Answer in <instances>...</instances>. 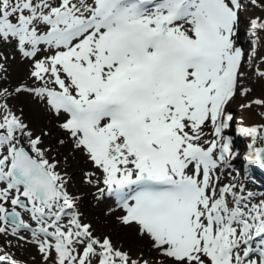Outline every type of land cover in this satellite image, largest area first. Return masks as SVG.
I'll return each instance as SVG.
<instances>
[{"label": "bare ground", "instance_id": "6f19581e", "mask_svg": "<svg viewBox=\"0 0 264 264\" xmlns=\"http://www.w3.org/2000/svg\"><path fill=\"white\" fill-rule=\"evenodd\" d=\"M35 1L34 9H38L39 17H54L55 23L60 25L70 18L71 12H81L74 21L67 23V27L64 25L61 27L63 29L55 30L58 32L53 31L45 38L28 37L25 39L27 45H24V36L20 31L28 29V26L31 28L29 24L33 25L34 21L20 20L16 25L9 26L10 35L7 41H2L1 46L4 50V54L0 53L2 86L6 87L20 73L27 79L35 78L41 82L17 83V87L23 88L22 85H31L34 95L47 100L43 107L36 108L38 110L29 130L17 124L20 131L18 140L26 146L25 151L29 155L40 159L42 166L58 178L56 187L58 190L61 187V199L68 205L58 212L51 208L46 215L41 210L44 206L32 204L23 210L26 218L38 223L28 230V234L40 238L39 245L48 247L52 253L48 256L50 259L39 255L37 264H86L84 261L90 264V260L97 264H100L99 261H110V264H153L140 258L148 254L130 255L131 249L120 250L112 243L111 236L107 237L110 241L99 237L92 222L86 224L81 221L80 214L76 215L72 208L74 197L80 203H86L88 213L96 223L99 220L113 225L110 228L121 229L120 234L125 230L131 231V240L144 243L150 249L159 250V245L169 243V239H174L175 243L181 241L185 245L184 251L176 252L178 248L164 246L163 251L169 259L164 260V264L180 263L186 253L193 251L194 242L188 235L193 230V237L200 242L205 235L208 236L202 248L207 247L210 252L214 251L217 237L222 238L224 244L231 239L238 241L236 252H242L248 245L242 241L244 231L259 228L256 225L264 219V212L254 216L251 214L256 199L249 193L240 201L229 199L233 207L231 213L244 217V226L210 220L207 211L210 209L211 213H217V210L209 206L208 201L211 198L212 202L215 201L219 195L228 196V190L221 193L216 186L221 175L218 163L208 165L196 157L198 147H204L206 151L212 147L211 126L215 119L219 121V102L229 91L228 80L216 84L213 75L224 68L226 61L240 62L245 54L246 48H242L245 43L234 35L233 26L234 14L240 21L242 4L234 10L232 4L236 0H230V3L227 0H196L191 9L178 16L169 13L168 6L148 8L143 16L133 21L134 28L141 33L134 44L131 37L121 39L126 35L128 22L132 21L126 14L116 23L105 26L91 27L85 22L86 15L91 17L89 19H95L99 13L106 14L109 7L106 8L102 0ZM113 11L116 12V9ZM191 11L193 15L185 18ZM159 21L168 25L161 45L148 42L158 31ZM57 33H60L59 37ZM171 44L177 47L176 59L179 55L181 58L175 63L160 55L163 48L169 52L172 47L168 46ZM66 79L67 83L80 86V93L71 94L70 91L61 90L60 86L65 85ZM108 97L116 99L108 100L113 103L111 110L99 105L101 99ZM65 100L68 108L81 104L77 109L79 118L72 117L65 110ZM48 128L54 129L52 133ZM62 129L66 130L63 138L59 136ZM31 131H36V134L31 135ZM156 136L169 141V148L164 152L160 149V156L151 146ZM56 141L61 147H57ZM50 146L72 160L73 165L68 166L72 171L69 169L70 173L67 169V176H58V167L43 152ZM146 149L149 150L148 154H144ZM166 155L174 168L179 167V181L175 189L161 193L144 189L143 180L137 179L138 174H144L150 167L161 174L165 172L158 157L166 160ZM4 157L11 161V155ZM153 157H156L155 162ZM138 163L142 164L140 173L137 171ZM213 178L218 180L212 182ZM229 180L228 173L227 184ZM77 186H80L79 190L75 189ZM12 187H1L2 196L19 194V186L16 190ZM244 202L247 208L241 206ZM218 224L223 226L220 228ZM104 226L108 228L106 224L100 227ZM186 228L187 234L184 233ZM64 234L70 235L73 242L63 245L65 255L56 246ZM252 237L256 238V235ZM79 243L81 252L78 253L81 254L75 256L77 258L73 263L71 254L77 250ZM58 252L64 256L58 257ZM229 255L227 253L222 258L213 252L211 256L203 255L202 259L206 264H223ZM0 259L5 257L0 256ZM261 260L264 262V251L259 255L239 256L237 263L260 264ZM5 261L7 264L16 263L9 259Z\"/></svg>", "mask_w": 264, "mask_h": 264}, {"label": "rangeland", "instance_id": "374dc122", "mask_svg": "<svg viewBox=\"0 0 264 264\" xmlns=\"http://www.w3.org/2000/svg\"><path fill=\"white\" fill-rule=\"evenodd\" d=\"M240 1L242 4V6H241L242 9L240 10V21L234 22V24H233L234 32H235L234 35L237 36L241 42L245 43V45L242 46V48H246V50H245V54L243 55L244 60L239 67V69H241V70L238 71V75H237L238 76L237 80L239 82L237 81L236 85L231 88L230 97H229V104L227 105L226 111L225 110L222 111L223 113L227 112L231 115V123H230V127L228 129H229V132H232L234 134V140L232 143V147H233V149H235V155L233 157H231L229 161L232 163L231 165L233 166V170H230L228 168L223 169L222 166H219V165H221V163H218V168L221 169V171H220L221 175L219 177L220 181L218 180V178L211 179L212 182L213 181L215 182V180H218V182H216V186H218L219 188L222 185L230 186V187L232 186L231 192H233V194H234V195L232 194L233 195L232 198L235 196V193L238 194L240 192L241 193L245 192L244 190L241 189L242 184H241L240 178L234 179L236 177L234 172L235 171H236V173L239 172L240 168H242V170L249 171L250 170L249 168L251 167V165L255 170L258 169V166L252 160V156H253V154L255 155V152H256L255 149L259 145V143H261V142L258 139L257 135H254L250 132V125L253 123H257L259 126L264 124V0H240ZM226 2L230 3V0H227ZM235 2H238V1L236 0ZM35 4H36L35 0H0V25L2 26V27L0 26V49H1L0 53L1 54H4V50L1 48L2 43L4 41H7L8 35H10V34H8L9 26L16 25L20 20L30 19V23H31V21L32 22L34 21L33 25H32V23L31 24L28 23L29 25H31V28H30V26H28V29H22L20 31V34L22 35V37L24 36L22 39L23 43H24V45H27L28 42L25 43V39H29L32 37L33 38L34 37L45 38V37H47V35L51 34L53 31H55L54 29L60 30V28L64 25H65L64 27H67L68 22L74 21L76 19V17H78L81 14V12H79V11L71 12L69 14L70 18H68V20L66 22H64V24L60 25V24L55 23L54 17H48V16L47 17L46 16L39 17L37 15L38 9H36V10L34 9ZM228 5H230V4H228ZM49 11L51 13H53L51 10H49ZM193 12H195V10H193ZM193 12L191 11L190 13H188L185 16V18H190L193 15ZM36 16L38 17L37 19H36ZM51 16H53V15L51 14ZM88 16L89 15H86L84 17V19H86ZM49 18L52 19L51 23L48 22ZM239 22H240V24H239ZM94 26H96V25H94ZM113 26H115V25H113ZM167 28H168V25L165 24V32H166ZM61 29H63V28H61ZM55 32H58V31H55ZM59 34L60 33H57V37H59ZM5 36H6V38H5ZM82 52H83V50H82ZM241 77H242V79H241ZM18 82L21 84H35V83L40 84L41 83V82H39L38 79H35V78L27 79V78H25V76L22 73H20L18 77H15L13 80L10 81L9 84L6 85L7 88L5 86H2V84H0V137L2 138L0 140V157H1L0 158V193H1V195H0V227H1L0 228V256L5 257V259H9L10 261L11 260L16 261V263H14V264H28V263L29 264H31V263L37 264V261H38L40 256L42 258L46 257L45 259H47V257L50 256L52 253L48 247L39 245L38 240H40V238L32 237L31 235L28 234V230H30L28 228L33 229V228H35V226L38 223L36 221H34L33 219L26 218L23 215V210L27 209L32 204H34L38 207L44 206V207H42L41 210H43V213L45 212V215H46L47 212H49L52 209H54L55 212H58L57 210H59V209L61 210V208L64 209L68 205H66L67 203L64 202L63 199H61L62 198V196H61L62 189H60L61 187H59V190H58V186L56 187V185H57L56 183L58 181V178L56 176H53L52 173L48 172L44 165H43L44 169L52 176L53 180H55L54 182H55V188H56V192H57V196L55 198H51L47 202L46 201L40 202L36 197L33 196L30 189L26 188L22 183H20V184L16 183L12 179V177L9 176L10 174H9L8 169H9V165L11 164L13 156H14L13 146L16 144L18 146L23 147L25 150H27L26 146L23 145L22 141L18 140L19 139L18 136L20 135V131L18 129L17 124H20L23 128H25V129L27 128L29 130L30 124H32L34 121L33 120L34 114H36L37 110H38L36 108L40 109V107H43L44 102L47 101L46 99L45 100L42 99L41 96H39V95H34L32 93L34 90L31 89V85H22V86H24V88L20 87V86L17 87ZM64 83H65V85L60 86L61 90L65 91V92L70 91L71 94L80 93V91H79L80 86L71 85V84H69V82L67 83V79L64 81ZM79 85H81V84L79 83ZM35 91H36V89H35ZM36 92H38V91H36ZM112 99H114V98H112V97L109 98V100H112ZM114 100H116V99H114ZM100 102H99V105H100ZM64 104H65V108L67 111L68 103L66 102V100H65ZM72 107H74V106H72ZM78 107H81V104ZM76 108L77 107H75V109ZM221 115H222V113H221ZM215 121H217V119H215L214 122ZM214 122H213V124H214ZM40 126H41V130H42L43 129L42 123L40 124ZM259 129H260V127L258 128V130ZM30 130H32V129H30ZM53 130L54 129L48 128V131H50L51 133ZM209 130H210V128H209ZM34 132H36V131H34ZM34 132L31 131V135L36 134ZM65 132H66V130L62 129L59 132V136L61 138H63L65 136ZM31 135H29V137ZM228 138H230L229 135H228ZM42 143H44V142H42ZM56 145H57V147H61L59 142H57ZM151 146L157 152V154H159V156H160V149L164 152L167 148H169V141L168 140L165 141V140H163V138H160V136H156L154 141L151 142ZM43 152L45 153L46 157L49 158L50 162L54 166L58 167V169H59L58 176L59 175H61L62 177L67 176V173H69L71 170L68 166L73 165L72 160L66 159V157H65L66 154L61 153V151L59 152L58 149L51 147V146L46 148L45 151H43ZM9 155H11V157H12L11 161H8L4 157V156L7 157ZM167 155H168V153H167ZM167 155L165 156L166 160L165 159L162 160L161 157H158L160 159L161 164L163 165V167L165 169V172H163L161 174L158 171H154L152 169V167H150V169L147 171H149L150 174L154 175L156 178H158L160 180H166V181L170 180L173 177L178 176V179L177 178L175 179V181H176L175 184L177 185V183L179 181V173H178L179 167H177L178 169L174 168L171 164L169 156H167ZM30 156H32V155H30ZM33 157L37 158L35 156H33ZM37 160H40V159L37 158ZM53 160H54V162H53ZM155 160H156V157H153L154 162H155ZM57 161H59V162H57ZM1 162L5 163V167H2ZM233 162H234V165H233ZM256 162H258V161H256ZM59 164H61V165H59ZM169 164H170V166H169ZM174 165H176V164H174ZM133 167H134V163H133ZM67 169L68 170L70 169L69 172H67L68 171ZM157 173H159L160 175ZM228 173H229L230 183L227 184L226 180L228 178ZM251 175L252 174L247 173L246 174L247 177L245 178L244 173H243V182L246 183V180H247V183L250 186L255 187L256 191L258 192V195H254V198L256 199V203H257V204L255 203L254 212L251 213L254 216L255 214H258L260 212H264V194H261L262 190L260 189V187L251 180V178H252ZM1 178H4V179H1ZM10 186L11 187L13 186L12 188H14L15 190L19 186V188H20L19 194L10 195L9 197L2 196L3 193L1 191V187L7 188ZM77 187H79V188H77ZM77 187H75V189L79 190L80 186H77ZM139 187L140 186H137V188H139ZM248 194H246V195H248ZM219 196H221V195H219ZM74 198L76 199V201ZM74 198H72V200H74L75 204L73 203L72 208L75 211L76 215L80 214L78 216L80 217L81 221L82 222L85 221L86 224H88V221L92 222V225H94L96 233H98L99 237H102L104 240L110 241L109 238H107V237L111 236L110 238H112V240H113L112 243L115 246H117V248H119L120 250H126V248L127 249L130 248L131 249V251H129L130 255L135 256L138 253H146L148 255L144 256L145 258L144 257H140V258H142L143 260H145V259L148 260L149 263L164 264L165 263L164 260H166V261L169 260L168 255L166 256L165 252L163 251L165 248H172V249L178 248L176 252H179L180 250L184 251L183 247L185 245L181 244V241H176L177 243H175L174 239H169L170 242L167 244L161 243L159 245V250L155 249V248L150 249L149 247L144 245V243L135 242V241L131 240L132 239L130 237L131 231L125 230L122 234H120L121 229L119 230V229H117V227H114L117 230L114 228H110V226H113V225L107 224L105 222H101L99 220L96 223L92 219V217H90V215L88 213V211H89L88 206L86 208V203H82V202L80 203V201L78 200L77 197H74ZM126 198H128V196L125 197L124 199H126ZM119 199H120V197H119ZM18 200H24V202H25L24 205L18 204ZM12 206L15 207L16 209H18L20 211V214L22 215L23 223L20 226L7 223L3 219L4 210H7V209L11 208ZM55 207H57V209H55ZM80 208H82V209H80ZM77 210H78V213H77ZM81 213H84V215L82 216ZM182 215L185 216V213L183 211H182ZM243 219H245V218L243 217ZM105 224L108 225V228L105 226L103 228L100 227V226L105 225ZM263 225H264V219L259 220V223H257V225H256L259 228H254V229H256V230L261 229V228H263ZM178 226H179V223H178ZM188 227L191 228L190 226H188ZM6 228H8V229H6ZM187 228L184 231V233H186V234H187V232H186ZM15 229H17V230H15ZM21 231H23V232H21ZM45 231L49 232L50 230H45ZM11 233L14 235H12ZM7 234H8V236H7ZM16 234L18 235V237ZM9 235L14 236V239H16L17 241L14 240L13 237L12 236L10 237ZM178 235L181 236V234H178ZM188 235H189V239L191 238L192 241L194 242L193 251L189 252V250H186L189 253H186V256L182 260H180V263L174 262L171 264H184V263L185 264H206V263H204L202 256L203 255L208 256L207 252H206V250H208V248L206 247V249H204V248H202V245L205 246L203 244V241L205 239H208V236L205 235L203 241L200 242V241H198V238L196 239L193 237L194 236V230L192 232L189 231ZM196 235H197V232H196ZM60 237L61 238H59V240H58L59 245L56 242V246H58L59 251L63 252V250H62L63 245L64 246L71 245V243H73V242H71L72 239H71L70 235L64 234V235H61ZM9 240H11V241H9ZM18 241H20L19 244H18ZM61 242H62V244H60ZM237 244H238V241H237ZM164 246H167V247L164 248ZM238 246H239V244H238ZM238 246L233 248V250H232L233 252H232L231 256L229 257L228 262L227 263L224 262V264H238L237 263L238 258H239V256H241V252L240 253L236 252V249ZM76 247H77V244H76ZM80 247L81 246L79 243L78 244L79 250H78V248H76L77 250L76 251L74 250L76 252V253L74 252L75 255H74V253L71 254V256L74 258V259L72 258V260H74L73 263L75 262L78 255L81 254V253L80 254L78 253V252H81ZM201 250H202V252H201ZM52 252L55 253V250L52 249ZM63 254L65 255V252H63ZM63 254H60V252H58V257H62ZM54 255H56V254H54ZM75 256H77V257H75ZM246 257H248V256H246ZM5 259H3V260L0 259V264H7ZM48 259H50V257H48ZM88 262L84 261L83 263L89 264ZM182 262H184V263H182ZM10 263L13 264V262H10ZM93 263L97 264L96 261L90 260V264H93ZM99 263L100 264H110V261L107 263L106 262L104 263V261H99Z\"/></svg>", "mask_w": 264, "mask_h": 264}, {"label": "water", "instance_id": "95a60500", "mask_svg": "<svg viewBox=\"0 0 264 264\" xmlns=\"http://www.w3.org/2000/svg\"><path fill=\"white\" fill-rule=\"evenodd\" d=\"M262 139V145L258 150L260 160H264V125L262 126V132L259 134ZM15 156L13 164L10 166L11 175L25 183L32 189L34 196L38 197L40 202L47 201L56 196V189L51 177L42 168L40 161L30 157L22 147H14ZM20 204H24V200H19ZM4 218L7 222L12 224H21L22 217L19 210L15 207L8 209Z\"/></svg>", "mask_w": 264, "mask_h": 264}]
</instances>
